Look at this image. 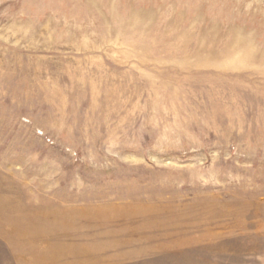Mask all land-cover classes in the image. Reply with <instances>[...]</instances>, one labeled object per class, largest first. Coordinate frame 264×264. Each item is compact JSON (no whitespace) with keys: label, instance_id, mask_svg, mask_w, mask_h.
I'll return each mask as SVG.
<instances>
[{"label":"rangeland","instance_id":"374dc122","mask_svg":"<svg viewBox=\"0 0 264 264\" xmlns=\"http://www.w3.org/2000/svg\"><path fill=\"white\" fill-rule=\"evenodd\" d=\"M0 264H264V0H0Z\"/></svg>","mask_w":264,"mask_h":264}]
</instances>
